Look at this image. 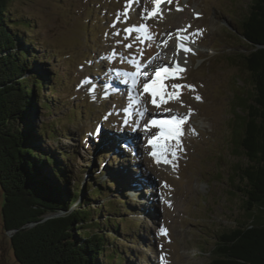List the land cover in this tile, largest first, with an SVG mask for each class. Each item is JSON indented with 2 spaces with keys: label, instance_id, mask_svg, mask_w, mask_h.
Returning <instances> with one entry per match:
<instances>
[{
  "label": "rangeland",
  "instance_id": "374dc122",
  "mask_svg": "<svg viewBox=\"0 0 264 264\" xmlns=\"http://www.w3.org/2000/svg\"><path fill=\"white\" fill-rule=\"evenodd\" d=\"M250 4L11 2L12 12L33 24L32 32L25 34L35 37L38 62H44L55 89L51 95L48 87L42 90L55 108L41 109V114L37 110L35 121L59 132L60 138L48 142L73 152L82 183L90 179L89 167L102 165L107 168L103 178L119 181L116 191L134 210L127 218H132L138 236L118 240L130 249L136 264H209L216 235L246 219L238 190L244 185L240 169L246 159L234 132L242 114L237 97H253L250 78L237 63L247 50L238 28ZM150 27L164 28L163 40L155 42L162 47L147 57L151 65L133 72L127 67L135 64L133 55L122 47L126 39L135 45L150 42ZM155 57L169 68L178 60L166 72L165 83L160 81L162 100L145 87L161 64L152 62ZM169 101L175 103L166 110L174 112V129L162 130L147 112H159ZM2 200L0 190V208ZM1 217L0 264H19Z\"/></svg>",
  "mask_w": 264,
  "mask_h": 264
},
{
  "label": "trees",
  "instance_id": "16d2710c",
  "mask_svg": "<svg viewBox=\"0 0 264 264\" xmlns=\"http://www.w3.org/2000/svg\"><path fill=\"white\" fill-rule=\"evenodd\" d=\"M12 1L0 0V215L4 230H16L14 257L19 264H136L118 240L138 236L119 181L103 178L102 165L89 167L82 183L73 152L48 142L59 132L35 121L37 110L55 108L42 90L55 89L35 37L25 34L33 24L12 12ZM238 33L247 50L237 63L253 87L250 99L237 97L242 114L234 132L246 159L238 188L246 219L216 235L209 264H264V0H251Z\"/></svg>",
  "mask_w": 264,
  "mask_h": 264
},
{
  "label": "bare ground",
  "instance_id": "6f19581e",
  "mask_svg": "<svg viewBox=\"0 0 264 264\" xmlns=\"http://www.w3.org/2000/svg\"><path fill=\"white\" fill-rule=\"evenodd\" d=\"M167 28H170V27L168 25H165V29H167ZM146 32H147L146 33L147 38L150 37V42L148 41L147 43H145V45H140L139 43L138 44L136 43V45H135V44L131 43V41H130L131 39H126V44H125V46L122 47L123 49L128 50L133 55V58L135 60V64L129 65V66L127 65L128 69L133 71V72L135 71V69H138L141 66H148L149 63H146L147 57L153 56L154 53H156L162 47V45L156 46L155 42L158 40L159 41L163 40L164 28L159 29L157 27L156 28L150 27V28H146ZM135 35H136V33H135ZM182 40H184V39H182ZM179 41H180V38L177 42H179ZM182 46H183V48H186V44H184V42H183V45L181 44V47ZM176 52L179 53L180 50L174 51V55H177V54H175ZM184 53H186V51ZM175 59H176V61H178L177 58H175ZM175 59H174L173 66H171L172 69H174V67H175V62H176ZM188 60H190V59L188 58ZM148 61L151 62L150 59ZM152 62L156 63V64L157 63H161V64L157 66V72L154 73L153 77L147 78V81H146L147 86L145 85V87H147L148 90H153L155 92L154 94H155L156 99L162 100L164 93L160 89L159 84H160L161 80L162 81L164 80V83H165V81H166V79H165L166 75L165 74H166V72H169L171 68L165 66V64L163 65L162 62H158L156 57L153 58ZM149 65H151V64H149ZM172 72H175V70ZM140 78L141 77H139V75L137 74V76H136L137 81L140 80ZM169 83H171V82H169ZM167 88H170V86H168V84H167ZM174 105H175V103H172L171 101H169L164 105L165 108H163L159 112H156V113H150V112L148 113L147 112V115L149 118L154 119V122L162 130H164V129L173 130L174 129V127H173L174 122H172V121L175 120V118H173L174 112L166 111V110H168L167 107L174 106ZM170 130H168V132H170ZM150 131H151V129H149V132Z\"/></svg>",
  "mask_w": 264,
  "mask_h": 264
},
{
  "label": "water",
  "instance_id": "95a60500",
  "mask_svg": "<svg viewBox=\"0 0 264 264\" xmlns=\"http://www.w3.org/2000/svg\"><path fill=\"white\" fill-rule=\"evenodd\" d=\"M1 209V208H0ZM46 218H48L47 216L46 217H44L43 218V220L44 219H46ZM2 221V220H1ZM34 223H29L27 226H31V225H33ZM2 229H3V226H2ZM3 231L8 235V238L10 239V237H11V235H12V233L14 232V231H16V230H4L3 229ZM12 249V248H11ZM14 255V254H13ZM16 259V258H15Z\"/></svg>",
  "mask_w": 264,
  "mask_h": 264
}]
</instances>
